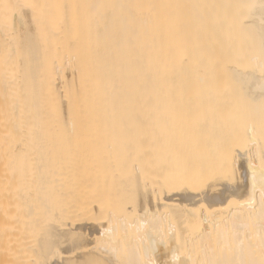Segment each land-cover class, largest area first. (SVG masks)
<instances>
[{
    "label": "bare ground",
    "instance_id": "6f19581e",
    "mask_svg": "<svg viewBox=\"0 0 264 264\" xmlns=\"http://www.w3.org/2000/svg\"><path fill=\"white\" fill-rule=\"evenodd\" d=\"M157 261L264 264V0H0V264Z\"/></svg>",
    "mask_w": 264,
    "mask_h": 264
},
{
    "label": "snow or ice",
    "instance_id": "6c2138e0",
    "mask_svg": "<svg viewBox=\"0 0 264 264\" xmlns=\"http://www.w3.org/2000/svg\"><path fill=\"white\" fill-rule=\"evenodd\" d=\"M15 7H18V6H15V5H5V8H15ZM155 264H166V262L157 261V262H155Z\"/></svg>",
    "mask_w": 264,
    "mask_h": 264
}]
</instances>
